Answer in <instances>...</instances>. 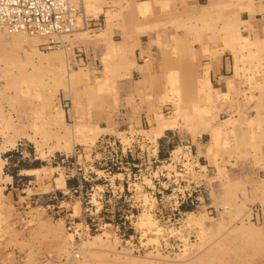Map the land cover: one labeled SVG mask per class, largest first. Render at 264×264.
Instances as JSON below:
<instances>
[{
  "label": "rangeland",
  "instance_id": "1",
  "mask_svg": "<svg viewBox=\"0 0 264 264\" xmlns=\"http://www.w3.org/2000/svg\"><path fill=\"white\" fill-rule=\"evenodd\" d=\"M142 1L0 28V264H264V0Z\"/></svg>",
  "mask_w": 264,
  "mask_h": 264
},
{
  "label": "built area",
  "instance_id": "2",
  "mask_svg": "<svg viewBox=\"0 0 264 264\" xmlns=\"http://www.w3.org/2000/svg\"><path fill=\"white\" fill-rule=\"evenodd\" d=\"M90 21L81 0H0V28L39 37L44 50L65 47Z\"/></svg>",
  "mask_w": 264,
  "mask_h": 264
},
{
  "label": "bare ground",
  "instance_id": "3",
  "mask_svg": "<svg viewBox=\"0 0 264 264\" xmlns=\"http://www.w3.org/2000/svg\"><path fill=\"white\" fill-rule=\"evenodd\" d=\"M81 6H82V0H81ZM141 8V7H140ZM136 12V11H135ZM132 13H133V11H132ZM208 15V14H207ZM136 17V16H135ZM145 20V19H144ZM141 22V21H140ZM139 22V23H140ZM145 22H146V20H145ZM142 24V23H141ZM140 25V24H139ZM143 25V24H142ZM136 26V25H135ZM22 33V32H21ZM24 35H27V34H25V33H23ZM141 34V33H140ZM28 36V35H27ZM30 36V35H29ZM20 38L21 37H24V36H19ZM26 37V36H25ZM161 38V37H160ZM18 39V38H17ZM237 39H238V41H243V43L245 44V43H247L250 39L248 38V37H244V36H237ZM30 40L31 41H29V42H31V43H36V41H38V38L37 37H30ZM23 41V40H22ZM26 42H28V41H26ZM241 44V43H240ZM176 53V52H175ZM203 84L207 87V88H209V89H213L212 87H211V84H210V82H209V80H208V78H207V76L203 79ZM218 84V83H217ZM203 93L205 94L204 96H206L207 94L203 91ZM214 97V96H213ZM173 100V99H172ZM174 101V100H173ZM178 107V106H177ZM191 109V108H190ZM177 112H175V114H176ZM191 114V113H190ZM158 115H160V114H158ZM160 123V128L158 129V132H161L165 127H167L168 125H169V123H167L165 120L163 121H159ZM213 132H215V133H220L222 130H212ZM154 132V131H153ZM222 141V140H221ZM174 151V150H173ZM147 199V198H146ZM237 203V202H236ZM189 215V214H188ZM245 240V239H244ZM218 241V240H217ZM216 243V242H215ZM251 243H252V241H251ZM254 244V243H253ZM251 245V244H250ZM241 250V249H240ZM217 251V249L216 250H210V252L209 253H207V257L204 259V260H207V259H209L210 258V256H209V254H211L212 253V255H216V252ZM202 253H204V252H202ZM201 254V253H200ZM97 256V255H96ZM193 258V257H192ZM214 258V257H213ZM137 259V258H136ZM136 261V260H135ZM214 262V261H213ZM238 263V262H237ZM214 264H217V260H216V262L214 263Z\"/></svg>",
  "mask_w": 264,
  "mask_h": 264
},
{
  "label": "crops",
  "instance_id": "4",
  "mask_svg": "<svg viewBox=\"0 0 264 264\" xmlns=\"http://www.w3.org/2000/svg\"><path fill=\"white\" fill-rule=\"evenodd\" d=\"M152 1H155V0H143L142 3L152 2ZM140 50L142 51L143 54H145L144 52L146 51V49L144 50V48H140L138 52H135V50H134V59H133V63H132L134 65V66L132 65L133 66V69H132L133 73L134 72L138 73V67L143 66V63H140V61H138V59H137L138 58L137 55L140 54V52H141ZM152 63H154V62H152Z\"/></svg>",
  "mask_w": 264,
  "mask_h": 264
}]
</instances>
